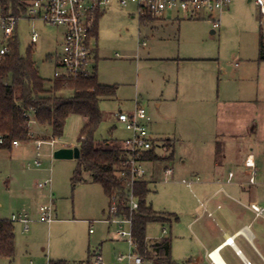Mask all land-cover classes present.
<instances>
[{
    "label": "rangeland",
    "instance_id": "obj_1",
    "mask_svg": "<svg viewBox=\"0 0 264 264\" xmlns=\"http://www.w3.org/2000/svg\"><path fill=\"white\" fill-rule=\"evenodd\" d=\"M136 9L135 4L121 7L114 1L98 20L97 76L101 82L117 86V93L101 101L105 120L94 137L99 142L127 138L129 132L117 123L116 115L134 111L137 101L152 116L151 134L157 146H165L170 153L173 139L178 140L175 160L163 162L174 169L175 175L169 183L162 182V175L150 187L147 198V204L163 222L148 225L146 234L151 240L171 237L173 260L181 263L186 259L189 223L201 198L200 186L190 188L181 180L192 181L196 175L200 180L207 179V172L213 169L210 154L218 124L224 129L226 123L231 128L252 123L264 130V66L260 68L257 62L259 22L262 20L264 26V17L253 2L235 0L231 11L222 17L219 33L212 34V25L204 17H180V22L151 30L141 24ZM169 17L173 19V15ZM146 23L153 28L166 24L158 18ZM34 29L39 39L32 45ZM58 33L54 27L25 20L19 21L16 28L20 53L24 55L30 46L34 47L33 60L40 76L48 82L54 81ZM139 38L146 46L139 47ZM238 61L240 67L235 66ZM84 124L82 117L72 116L62 136L54 139L49 128L31 123L30 142L0 148V218L9 220L12 213L26 210L32 219L27 232L21 224L13 223L16 255L13 262L2 259L0 264H79L87 260L89 249H99L104 263L116 264L118 255L128 253L125 241H115V228L108 232L101 222L109 211L102 189L83 183L74 187L71 178L77 160L54 158L62 147H77ZM36 141H42L40 149ZM236 148L241 146L228 145L231 157ZM248 158L246 154L243 163ZM260 158L258 167L264 170V156ZM36 161L41 167L35 166ZM146 168L150 171L151 165ZM220 170L226 174L229 170L239 171L228 164ZM157 174L152 181L158 180ZM48 179L51 186L38 189L37 185ZM50 202L56 220L49 225L39 221L38 208ZM169 213L179 220L172 222ZM89 223H93V234H89Z\"/></svg>",
    "mask_w": 264,
    "mask_h": 264
},
{
    "label": "trees",
    "instance_id": "obj_2",
    "mask_svg": "<svg viewBox=\"0 0 264 264\" xmlns=\"http://www.w3.org/2000/svg\"><path fill=\"white\" fill-rule=\"evenodd\" d=\"M25 12L21 0H0V14L20 16ZM101 14H95L91 34L97 37L98 20ZM151 17H145L147 21ZM34 47L30 46L22 55L18 48L17 35L10 42V53L0 61V135L4 139L0 148L11 149L13 142H30V121L43 128H49L53 137L62 136L67 120L72 116L87 119L82 128L78 145L80 156L71 178L75 187L88 180L99 185L109 202L116 200L119 214L132 219L137 251L152 264H175L171 255V238L165 237L155 243L148 242L147 227L163 222L162 217L147 204L151 193L148 182H136L134 195L139 209L130 214L125 206L127 189L122 172H127L125 161L128 155L117 141L95 140V133L104 122L100 109L102 100L116 95L117 86L101 84L96 74L88 79L64 80L52 82L44 80L33 60ZM264 62V26L259 27V57ZM164 147V146H163ZM154 148L143 154L144 161L159 159ZM169 158V157H168ZM177 220L176 218H174ZM170 221V219H167ZM94 252L89 250L86 264L91 263ZM15 255L14 225L9 220L0 219V260L13 259ZM64 264V262H49Z\"/></svg>",
    "mask_w": 264,
    "mask_h": 264
},
{
    "label": "built area",
    "instance_id": "obj_3",
    "mask_svg": "<svg viewBox=\"0 0 264 264\" xmlns=\"http://www.w3.org/2000/svg\"><path fill=\"white\" fill-rule=\"evenodd\" d=\"M25 5V12L20 16H4L0 14V61L4 60L10 53V42L16 35L17 24L21 20L29 22H41L49 27L61 30L63 39L59 45V52L55 58V69L53 79L78 80L88 79L96 74L95 51L96 39L91 34L95 14L103 13L110 5L116 1L121 7L128 4H135L137 14L140 19L145 17L164 19L169 14H175L184 19L206 18L216 32L220 29L223 14L231 7L234 0H21ZM253 2L260 14L264 17V0H247ZM39 35L35 30L31 34V43L38 42ZM145 45V43H143ZM135 110L129 114L120 113L118 119L126 124L133 132L131 139L121 143L123 151L128 155L125 161L127 172H122L120 177L124 179L127 196L125 206L130 214L138 211L139 203L134 195V185L136 182L157 183L152 181L151 172L146 168V161L142 156L150 151L155 141L150 136L148 125L150 118L147 111L142 108L139 102H135ZM34 121L31 120L30 124ZM31 127V126H30ZM4 139L0 135V146ZM54 141L51 142L53 144ZM37 149H40L42 142H37ZM18 142H13V146H18ZM40 162L36 161L35 166L39 167ZM173 170L167 168L164 171L163 183H169ZM233 175L230 174V177ZM190 185L191 182L182 181ZM50 184L47 180L39 183L37 187L43 189ZM251 209L256 216H264V208L258 205H251ZM55 207L52 202L41 205L38 208L39 221L51 224L54 219ZM9 221L21 223L23 230H29L31 218L25 212L13 213ZM111 228H115L114 234L119 239L129 245L127 254L117 256L116 264H151L137 251V246L132 231V219L119 214L116 200L112 198L109 202V216L105 220ZM162 232L167 234V229ZM93 233V229L90 230ZM226 243H232L228 239ZM211 259L214 254L211 253ZM92 264L104 263L102 256L95 253ZM245 264H251L246 262Z\"/></svg>",
    "mask_w": 264,
    "mask_h": 264
},
{
    "label": "crops",
    "instance_id": "obj_4",
    "mask_svg": "<svg viewBox=\"0 0 264 264\" xmlns=\"http://www.w3.org/2000/svg\"><path fill=\"white\" fill-rule=\"evenodd\" d=\"M233 3L229 8V10L226 12V14H228L231 11ZM171 15H173V19H171L168 15V17L162 19L163 21L166 22V24H163L155 28L150 27L144 20H140V22L143 26L151 30H156L160 27L167 26L168 24H171L173 22H180V20H182L180 19V17H178L175 14H171ZM223 15H225V13ZM261 17L263 16L261 15ZM259 23L262 24V20H260ZM221 27H222V23L220 29ZM220 29L216 32L212 29V34L219 33ZM58 32H59L58 33L59 41L61 44V41L63 39V34L61 30H58ZM139 37H141V34L139 35ZM138 43H139V47L146 46V42L145 41L142 42L141 38H139ZM143 43H145V45H143ZM258 51H259V45H258ZM257 62H259L260 68L264 66V62L258 61V59ZM98 63H99V47H98V37H96V51H95L96 76H97ZM235 66L240 67L239 61L235 63ZM222 73L224 74L225 72ZM98 81L103 85L113 86V85L105 84L101 82L99 79ZM230 110L231 109L225 111L227 115L228 113L231 112ZM120 113L129 114L131 112L120 111ZM147 114L150 118L148 130L150 136L152 137L151 127L153 120H152V116H150L148 112ZM118 115H116L117 123L125 127L126 131L129 132V136L122 140H117V139H111V140H115L119 144H121L131 139L133 132L126 124H123L119 121ZM83 120L85 121L86 124L87 119L83 118ZM33 123L36 122L34 121ZM227 124L228 123L225 124V128H224L225 130L220 128V124H218L217 128L215 127L216 130L214 132L215 134L213 136L212 151L210 154L211 155L210 162L213 163V169L212 171L207 172V179L204 181L200 180L199 176L196 175V177H194V179L196 178L195 180L192 181H187L185 179L181 180L182 184H184L182 181L191 182L190 185L184 184L190 188L193 186H200L199 192L201 198L198 201L199 204L195 208L193 217L191 219V222L189 223V230H190L189 234L187 238H185L187 240L186 259L181 263H176L172 257V260L175 262V264H245L246 262H249L251 264H264V216H260V217L256 216V214L251 209V205L253 204L264 208V170H260L258 167V160L261 159L260 156L261 155L264 156V130L252 123L251 124L245 123L243 125H240L241 127L238 128H234V127L231 128ZM238 129H240L241 131L238 132L237 131ZM233 130L237 132H234ZM173 140H174L173 147L170 153L167 151L165 146L161 148L160 146H157V144L155 143L153 148L155 150L154 152L156 156L159 159L145 162L146 165L147 164L151 165L150 172L152 173L151 174L152 179L155 178L157 171H158L157 181L160 180L162 175H163L162 179H164V171L170 167L167 165V163H163V162L175 160V151H176L175 147L178 140L176 139ZM52 141L55 142V140ZM37 142L38 141H36V143ZM235 144L237 146L238 145L241 146L242 150L236 148L235 154L232 155L231 157L229 151L227 150V147L228 145H235ZM77 147H79V145H77ZM62 148H70V146H65ZM246 154H249V158L247 160V163H243L244 162L243 159ZM165 164L167 166H164ZM227 164L234 165L235 167H237V169H239V171L234 172L233 170H229L226 174L225 172L220 170V167L222 168L223 165H227ZM39 167H41V164ZM204 168L207 170L208 167L205 166ZM171 169L173 170V175L171 177H173L175 175V171L173 168ZM201 170L203 173L206 172L203 171V168ZM230 174H232L233 176L230 177ZM48 180L50 181V184L45 188L51 186L52 181L51 179ZM83 184L96 185L91 183L89 180ZM152 184L156 185V183H149L148 185L149 189H151L150 187L152 186ZM106 199L108 201V207H109V200L107 197ZM104 211L105 210L103 209V213ZM21 212H25L29 214L26 210H22ZM169 214L172 215L173 218L172 222L173 221L177 222L179 220V217L176 214H172V213ZM108 216H109V211L106 214V218L101 222L107 225L108 232H110L112 228L105 223V220L107 219ZM174 218H176L177 220H175ZM0 219H4V218H0ZM54 219L56 220V210L54 213ZM4 220H8V219H4ZM89 224H90L89 234H93L90 233V230L93 229L92 228L93 223H89ZM112 235L114 236L115 241H123L118 237H116L114 231H112ZM228 239H231L232 243H226ZM160 240H151L148 242L155 243ZM16 251L17 249H16V240H15V255H16ZM93 252L99 253L101 255L99 249ZM211 253L214 254V259H211L209 256ZM171 255H172V239H171ZM14 258L8 260L13 262ZM86 261L87 260L81 261L79 262V264H86L85 263ZM30 264H34V263L31 261Z\"/></svg>",
    "mask_w": 264,
    "mask_h": 264
},
{
    "label": "water",
    "instance_id": "obj_5",
    "mask_svg": "<svg viewBox=\"0 0 264 264\" xmlns=\"http://www.w3.org/2000/svg\"><path fill=\"white\" fill-rule=\"evenodd\" d=\"M80 156V150L76 148H62L54 153V158L58 160H71L78 159Z\"/></svg>",
    "mask_w": 264,
    "mask_h": 264
}]
</instances>
